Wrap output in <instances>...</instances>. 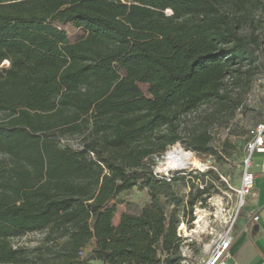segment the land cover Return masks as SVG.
<instances>
[{
  "label": "trees",
  "instance_id": "16d2710c",
  "mask_svg": "<svg viewBox=\"0 0 264 264\" xmlns=\"http://www.w3.org/2000/svg\"><path fill=\"white\" fill-rule=\"evenodd\" d=\"M263 9L264 0H0V264H180V214L158 194L192 216L215 188L213 170L190 174L196 195L184 200L172 184L188 174L168 181L156 158L203 104L239 106L261 71ZM66 23L83 35L71 41ZM207 128L189 149L217 152ZM76 135L77 147L60 144ZM137 185L152 188L151 203L115 223L116 197ZM31 232L43 234L36 245L13 244Z\"/></svg>",
  "mask_w": 264,
  "mask_h": 264
},
{
  "label": "rangeland",
  "instance_id": "374dc122",
  "mask_svg": "<svg viewBox=\"0 0 264 264\" xmlns=\"http://www.w3.org/2000/svg\"><path fill=\"white\" fill-rule=\"evenodd\" d=\"M123 1L130 2L131 0ZM257 17L264 19V9L263 11L258 12ZM59 26L66 31L71 41L76 40L84 33L82 28L74 27L68 23L60 24ZM246 31L249 33L252 29L247 28ZM257 32H261V35L264 36V24L260 26ZM257 53L259 56L261 71H259L254 78L251 89L243 92L241 95L239 106L237 108H226L216 102L203 104L196 111L189 113L185 118L186 130L184 131V139L180 141V145L182 146L181 150L173 151L172 146H170L166 151V153L172 151L178 154L181 153L182 150L187 149V151L196 154V156L202 161L203 167H207L206 171L209 169L213 170L212 173H209V177L214 181L215 186H218L217 192L227 191L230 186L238 187L242 176L245 143L248 139L249 129L261 117L262 113H264V40ZM7 64L8 63H4L3 67L8 66ZM238 91L240 90H234V96L238 94ZM211 112H214V115L208 116ZM206 126L211 133L212 138L210 143L217 151L216 153H199L198 151H194L187 147L191 138L190 135L199 133ZM61 139L60 144L63 147L67 145L77 147L82 137L77 135L65 136ZM156 160L157 163L154 165V170L158 175L167 177V173L172 174L176 172H185L188 174L184 180L172 184V190L175 195L184 200H188L193 195H196V191L192 186V181L194 182L196 177L190 175L196 171L192 169H171L165 171L163 165L165 155L161 159L156 158ZM254 160L257 162L258 155H255ZM224 178L227 179L229 183L225 182ZM151 191V187L137 185L130 190L120 193L115 199L118 202L117 213L114 218L115 223H118L122 213H138L143 207L149 205L152 201ZM213 191L214 189L212 188L209 190V193ZM158 195L161 201L166 204V208L169 212L177 209L178 214L183 212L187 213L188 211L191 214L190 206L183 208L182 203V205H176L173 202H168L166 193L162 192ZM204 196L205 195H202L198 199L200 200ZM42 236L43 234L41 232L27 233L21 237L13 239V244L16 246L32 247L40 241ZM95 243L96 241L92 240L83 249L82 257L86 258L91 254V250L95 246Z\"/></svg>",
  "mask_w": 264,
  "mask_h": 264
},
{
  "label": "built area",
  "instance_id": "2783aa9c",
  "mask_svg": "<svg viewBox=\"0 0 264 264\" xmlns=\"http://www.w3.org/2000/svg\"><path fill=\"white\" fill-rule=\"evenodd\" d=\"M166 12L172 13L171 9ZM257 154H264V114L249 129L240 185H229L230 188L222 192H217L218 186H215L213 192L204 194L205 200L200 199L194 204L192 216L189 211L179 215L180 264H228V259L232 257L233 230L246 197L253 194L256 187V174L252 168ZM206 169L191 175L206 173ZM166 175L171 181L172 175ZM258 219L259 215H255L254 220Z\"/></svg>",
  "mask_w": 264,
  "mask_h": 264
},
{
  "label": "crops",
  "instance_id": "0c3cea01",
  "mask_svg": "<svg viewBox=\"0 0 264 264\" xmlns=\"http://www.w3.org/2000/svg\"><path fill=\"white\" fill-rule=\"evenodd\" d=\"M257 155L258 160H254L252 168L256 187L254 193L246 197L233 230L232 257L228 264H264V154ZM255 215H259L258 220H254Z\"/></svg>",
  "mask_w": 264,
  "mask_h": 264
},
{
  "label": "bare ground",
  "instance_id": "6f19581e",
  "mask_svg": "<svg viewBox=\"0 0 264 264\" xmlns=\"http://www.w3.org/2000/svg\"><path fill=\"white\" fill-rule=\"evenodd\" d=\"M188 152L190 151L182 150L181 153L176 154L172 151H168L167 153H171L172 158L170 160L165 159L163 163L164 170L169 171L171 169H179V170L192 169L194 171H198L202 169L203 167L202 161L194 153L190 152L191 154L187 155L186 153ZM172 165H175V167H173Z\"/></svg>",
  "mask_w": 264,
  "mask_h": 264
},
{
  "label": "clouds",
  "instance_id": "9594fccd",
  "mask_svg": "<svg viewBox=\"0 0 264 264\" xmlns=\"http://www.w3.org/2000/svg\"><path fill=\"white\" fill-rule=\"evenodd\" d=\"M5 63H7V62H5ZM172 149H173V151H180L181 150V147H180V141H176V143L174 144V145H172ZM187 155H190L191 153L190 152H188V153H186ZM155 158V157H154ZM172 157H171V153H166L165 154V159H171ZM173 167H175V165H172Z\"/></svg>",
  "mask_w": 264,
  "mask_h": 264
}]
</instances>
